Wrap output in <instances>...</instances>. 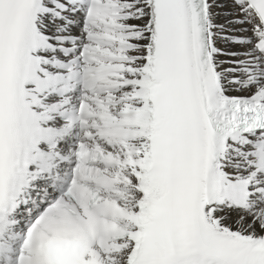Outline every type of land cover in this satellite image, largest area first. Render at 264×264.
Returning <instances> with one entry per match:
<instances>
[{
    "label": "snow or ice",
    "instance_id": "1",
    "mask_svg": "<svg viewBox=\"0 0 264 264\" xmlns=\"http://www.w3.org/2000/svg\"><path fill=\"white\" fill-rule=\"evenodd\" d=\"M0 264H264V0H0Z\"/></svg>",
    "mask_w": 264,
    "mask_h": 264
}]
</instances>
